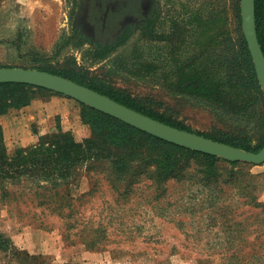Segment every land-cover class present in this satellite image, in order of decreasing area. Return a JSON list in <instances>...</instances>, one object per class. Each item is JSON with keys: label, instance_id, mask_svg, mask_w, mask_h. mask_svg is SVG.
<instances>
[{"label": "rangeland", "instance_id": "1", "mask_svg": "<svg viewBox=\"0 0 264 264\" xmlns=\"http://www.w3.org/2000/svg\"><path fill=\"white\" fill-rule=\"evenodd\" d=\"M258 20L264 39V0ZM249 61L255 72L240 0H0V66L57 73L257 151L264 93ZM210 80L216 87L195 90ZM44 91L56 92L32 85L0 96L16 99L9 112ZM78 102L89 134L46 140L91 158L58 183L0 178V258L42 264L22 249L57 245L79 247L87 264H264V162L211 158Z\"/></svg>", "mask_w": 264, "mask_h": 264}, {"label": "water", "instance_id": "2", "mask_svg": "<svg viewBox=\"0 0 264 264\" xmlns=\"http://www.w3.org/2000/svg\"><path fill=\"white\" fill-rule=\"evenodd\" d=\"M240 10L243 34L254 63L258 82L264 93V53L257 36L255 0H240ZM6 82L35 85L62 93L129 125L183 147L228 160H241L256 164L264 162V144L259 150L252 151L178 128L57 73L36 68L0 66V83Z\"/></svg>", "mask_w": 264, "mask_h": 264}, {"label": "crops", "instance_id": "3", "mask_svg": "<svg viewBox=\"0 0 264 264\" xmlns=\"http://www.w3.org/2000/svg\"><path fill=\"white\" fill-rule=\"evenodd\" d=\"M0 126L6 152L10 157L16 154L19 147L34 143L40 135L57 127L84 136L90 132L89 124L83 119L81 104L76 99L58 92L34 94L21 108L0 114ZM50 247V251L39 247L25 248L22 251L30 259L29 262L34 259L42 264H87L86 256H74L79 252V247L69 248V251H64L57 245ZM4 255V258H0V264H23L19 256Z\"/></svg>", "mask_w": 264, "mask_h": 264}, {"label": "trees", "instance_id": "4", "mask_svg": "<svg viewBox=\"0 0 264 264\" xmlns=\"http://www.w3.org/2000/svg\"><path fill=\"white\" fill-rule=\"evenodd\" d=\"M255 20H256V28H257V36L259 43L261 45V48L264 53V39L262 38V33L259 26V20H258V0H255ZM250 64V70L252 72V80L255 85L258 84L255 72L252 66V62L249 61ZM80 83V82H79ZM32 85L24 84V83H14V82H6V83H0V94L6 93L5 91L10 90V92H16V91H22L26 88L30 87ZM91 87V86H90ZM210 87H216V84L212 83V80L209 81V83L205 84L199 81L198 89L201 90H208ZM44 92H51V91H44ZM198 91H193L192 93H195ZM42 93V92H37ZM33 96V95H32ZM31 96V97H32ZM29 100L27 99L23 105L27 104ZM112 97V96H111ZM116 99V98H115ZM4 100V101H3ZM117 101L123 103L121 100L116 99ZM208 99L204 100L207 101ZM15 102L16 99H12V97H3L0 96V114H4L8 111L9 107L13 104L11 103ZM125 105H128L124 103ZM83 109L82 106V115H83ZM88 110H95L93 108H88ZM101 115L110 117L120 123H123L124 125L128 127H132L121 120L110 116L109 114H104L100 111H97ZM83 119L85 122L89 124L87 119H85L83 115ZM90 127V125H89ZM56 131V132H55ZM66 132H70L69 130H62L60 127L55 128L54 130L45 133V136L40 135L39 140L35 144H31L30 146L24 148L22 151L20 150V147L18 148L15 155L12 157L8 156L6 152V147L4 143L3 138V131L0 126V178H20L22 176L36 178L39 182H61L62 180L70 179L73 175V171L75 170V167L79 163H85L90 160L91 155H87V151L77 144L72 145V149L69 150H63L64 147H69V145H65L64 147L60 145L59 139L53 140V142H49L46 140L47 137H63L65 136ZM146 133V132H144ZM147 134V133H146ZM150 135V134H149ZM152 136V135H150ZM154 138H157L155 136H152ZM159 139V138H157ZM171 143V142H170ZM172 145H175L179 147L178 145L172 143ZM236 145V144H235ZM184 148V147H181ZM203 155H206L211 158H215L216 156L208 153L198 152ZM233 162V161H232ZM26 258H28L26 255H24ZM34 264V263H33Z\"/></svg>", "mask_w": 264, "mask_h": 264}]
</instances>
